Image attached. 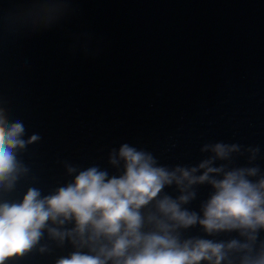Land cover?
Returning a JSON list of instances; mask_svg holds the SVG:
<instances>
[{
    "label": "water",
    "instance_id": "obj_1",
    "mask_svg": "<svg viewBox=\"0 0 264 264\" xmlns=\"http://www.w3.org/2000/svg\"><path fill=\"white\" fill-rule=\"evenodd\" d=\"M0 110L9 125L21 122L25 129V147L14 150L15 179L10 188L0 184V203L22 202L29 189L41 198L56 194L93 166L122 175L123 144L150 153L169 172L196 168L191 174L199 177L206 171L199 165L212 160L211 167L224 171L210 179L257 168L247 178L258 182L264 178V0H0ZM33 135L38 139L29 143ZM217 144L235 150L220 159ZM113 154L117 165L110 163ZM214 194L208 182L184 180L166 185L158 199L188 195L181 209L203 219ZM141 212L145 231L155 230L148 216L167 220L157 200ZM74 228V220L48 221L33 248L6 264H58L77 251L92 254L78 236L50 233ZM173 234L181 243H224L221 264H240L243 253L229 251V242L251 243L237 230L209 234L199 222ZM256 235L259 250L264 228Z\"/></svg>",
    "mask_w": 264,
    "mask_h": 264
},
{
    "label": "clouds",
    "instance_id": "obj_2",
    "mask_svg": "<svg viewBox=\"0 0 264 264\" xmlns=\"http://www.w3.org/2000/svg\"><path fill=\"white\" fill-rule=\"evenodd\" d=\"M21 122L8 124L0 110V184L15 179L17 161L14 150L25 147L20 139L24 134ZM38 139L33 135L28 141ZM235 147L217 144L216 156L225 159ZM119 158L124 161V173L111 176L97 166L79 172L74 182L60 187L56 194L41 198V193L29 189L22 202L0 203V264L8 259L23 256L30 251L42 235L48 221H75V228L67 233L51 229V235L63 239L65 235L78 236L80 247H88L90 253L77 251L58 264H200L214 260L221 264L225 258V244L205 239L180 242L174 231L188 228L199 222L211 234L217 231L237 230L248 241L232 240L229 251L243 253L240 264H264V248L255 247L257 233L264 228V178L252 182L247 177L255 176L257 168L228 171L220 180L210 179V174L221 173L223 167H211L212 160L199 165L206 169L199 177L183 168L169 172L158 167L150 153L137 150L128 144L119 149ZM110 163L118 164L116 155ZM69 168V172H74ZM177 173H181L177 176ZM189 186L205 182L215 189V194L204 206V217L182 210L180 205L189 201L181 195L179 202L169 196L158 199L166 185ZM183 190V188H182ZM195 194L193 193L192 196ZM157 200L158 211L167 220L148 216V223L155 221V230L145 231V217L141 210ZM249 233H252L249 235ZM76 243V240H73Z\"/></svg>",
    "mask_w": 264,
    "mask_h": 264
}]
</instances>
